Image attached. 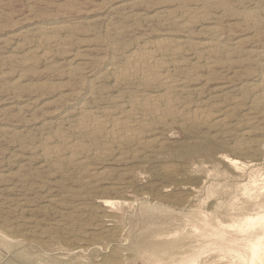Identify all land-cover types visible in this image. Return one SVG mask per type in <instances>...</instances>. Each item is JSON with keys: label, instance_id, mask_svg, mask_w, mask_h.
<instances>
[{"label": "rangeland", "instance_id": "obj_1", "mask_svg": "<svg viewBox=\"0 0 264 264\" xmlns=\"http://www.w3.org/2000/svg\"><path fill=\"white\" fill-rule=\"evenodd\" d=\"M212 1L229 6L224 10ZM256 4L263 5L264 0H0V128L5 129L0 131V264H189L186 260L196 252V264H229L234 259L233 253L211 245L195 251L199 242L194 232L205 215L229 223L233 217L255 211V199L245 192L244 184L250 176H264V113L253 122L244 116L246 102L251 99L246 90L256 79L254 71L247 75L246 65L233 60L253 48L247 41L253 31L230 9ZM186 12H200L214 19L192 25L185 33L183 22L173 17ZM236 27L239 34L233 30ZM39 29L57 36L61 45L44 53L37 42ZM220 32L222 38L218 37ZM166 35H183L191 42H217L233 50L229 56L223 53L214 58L217 68L208 67L205 58L193 55L194 50L186 55L192 82L199 88L190 98L226 115L228 122L215 127L171 123L169 130H160L161 140L156 145L136 149L134 157L133 151L126 149L125 154L116 152L112 161L91 159L93 172H107L99 181L89 180L86 173L50 168L36 147L60 126L56 113L65 107V95L75 90L88 92L91 84L95 93L84 95L85 100L89 106L103 107L114 103L110 96L137 94L145 87H116L108 67L123 64L122 53L128 49ZM13 55L18 58L8 57ZM86 60L95 75L86 72ZM240 141L246 143L244 151L232 147ZM122 156L125 160L119 158ZM231 158L245 167L235 169ZM262 198L264 194L259 201Z\"/></svg>", "mask_w": 264, "mask_h": 264}, {"label": "bare ground", "instance_id": "obj_2", "mask_svg": "<svg viewBox=\"0 0 264 264\" xmlns=\"http://www.w3.org/2000/svg\"><path fill=\"white\" fill-rule=\"evenodd\" d=\"M203 1H204V3L205 2L207 3V0H203ZM260 3H263V2H260ZM212 4H218V2L212 1ZM250 4L252 5V3H250ZM218 5L221 6L222 9L229 6V5L224 6L223 4H220V1H219ZM206 10H208V9H206ZM217 10H219V9H217ZM230 10L233 11V13L239 15V18L242 21V23L246 27H248L249 29H251L253 31L252 35L247 40L248 43L252 44L253 48L250 49L249 51L247 50L246 52L243 50L244 54H241V56L238 60H233V62L238 61L239 63H244L246 65L245 70L247 72L248 71L249 72L254 71V74H252V76H254V78L256 79V82H254V83L250 82L251 84L248 86V89L246 90L247 92H249L251 99L248 102H246V105H245L246 107H245V112H244V116L248 120V122H253V121H256L257 118L261 117L260 113H264V4L263 5L256 4V5H253L250 7L245 6V7H240L239 9H230ZM230 10H228V11H230ZM225 14H227V13L225 12ZM172 15L174 16V14H172ZM213 15H215V14H213ZM219 17H221V16H219ZM148 18H149V16H148ZM173 18H175L174 19L175 21L183 22L181 27L184 28L183 31L185 33L187 31H189V28L192 27V25L202 24V23H205L206 21H208L210 19L212 21L214 19V17L204 16L200 12H186L181 17L175 16ZM224 19H226V17ZM236 20H238V19H236ZM223 23L225 24V22H223ZM223 23H221V24H223ZM234 26H236V25H234ZM223 28H225V27H223ZM218 29H216V30H218ZM236 29H237V27L233 30L236 31ZM219 30L221 31V28ZM223 30H224V33H226L225 29H223ZM227 30H228V27H227ZM238 30H240V29H238ZM238 30L236 31L237 34H239ZM191 31H193V30H191ZM151 32L152 31H150L149 33H151ZM163 32H165V31H163ZM180 33H181V31H180ZM135 34H136V32H135ZM145 34H147V33H145ZM59 35L60 34H58V36ZM222 36L223 35L220 32L218 34V37L222 38ZM224 36H225V34H224ZM37 39H38L37 42H38L39 48L42 47V49H44V51H45L44 53L47 52L46 49H48V48L58 47L61 45V40L57 36H52V34H50L48 31H42L39 29ZM230 40H231V38H230ZM94 42H95V40H94ZM231 42H234V41H231ZM236 42L238 43L239 40ZM219 44H217V42H212V41H207V42H203V43L191 42L186 38V36H183V35L181 37L179 36L178 38H176L175 36H170V35L167 36L166 35L164 37H160L157 40H154V41L151 40V41L146 42L142 45L135 46V47H133V49L132 48L128 49L127 51L122 53L123 57L125 58V62L123 64L118 65V64L113 63L112 65H110L108 67V69L110 70V74L114 78V85L116 87L121 86V87L130 89V90H132L134 86H140V88L141 87H145V88H143V89L141 88L140 91L137 92V94L131 95L127 98H122L121 96H118L119 98H113L115 96H113V97L110 96L109 98L112 99V101L114 103L109 105V106H103V107L96 106V105L89 106V102L86 101L84 98V95H87V94L93 95L95 93V91H94L95 89L93 88L94 87L93 85L90 84L88 86V89L86 88L88 92H86V91L82 92L79 90H78V92H76V90L75 91L73 90L75 92L74 93L73 91H71L74 94L68 93L65 95V97H64L65 98V100H64L65 107L63 108L61 106L63 108V110L61 109V110H59V112L56 113V114H59V117H60V121L58 122L60 126L58 127V129L54 130L52 134H49L47 132L49 135H47L43 138V140L36 147L37 150H39L41 152V154L44 158V161L48 164V166H50V168L52 167V168H54V170L62 171V172L66 171V170H71L72 172L74 171V172L86 173L87 178L89 180L99 181V180L105 178L104 176L107 174V172H105L103 170L98 171V172H93L91 167H90L91 159L97 160L99 163H105L106 161L114 160V157L116 156V152H118V154H125L126 149L132 150L133 151L132 157H134V156H136V152H135L136 149L139 148L141 150H145L147 148H150V147H153L154 145H156L161 140V137L159 136L160 135L159 133H161L160 130H162V129L163 130H167V129L169 130V126L171 125V123H176V124L178 123V124H181L183 126L189 125V124H194V125H197L200 127L201 126L215 127V126H221L223 124H226L228 122L226 115H222L219 112L214 113V111L212 110V108L210 106H208L206 104L204 105V104L199 103V102L194 103L195 101H193V99L190 98V95L196 93L199 90V88L197 87V83L193 84L192 81L194 78L192 76H190V74H189L192 70L189 71L188 66L186 64V61L189 59V58L188 59L186 58V55H189L188 54L189 51L194 50L193 55L199 54L202 58L206 59V64L208 67H214L216 65V61L214 60V58L217 57V55L226 53L229 56L233 52L232 49H230V48L224 49L223 47H220ZM241 44H243V43H241ZM100 47H98V48H100ZM96 48L97 47H95V50H97ZM111 48H114V50H120L121 49V48L118 49L115 46H112ZM240 48L242 49L241 46H240ZM60 49H61V47H60ZM65 49H66V47H65ZM195 49H198V50L200 49L201 51H198V50L196 51ZM66 51H67V49H66ZM91 51H92V47H91ZM121 51H123V50H121ZM36 53H38V52H36ZM44 53L42 56H44ZM66 53H68V52H66ZM47 54H49V53H47ZM70 54H72V53H70ZM38 55L39 54H37V56ZM17 56L13 55V56H8V57L13 58V60H14V59L18 58ZM34 56H35V54H34ZM45 56H46V54H45ZM107 56H108V54H107ZM49 57H51L50 54H49ZM97 57H98V55H97ZM102 58H103V56H102ZM28 62H30V61H27V63ZM24 63H26V62H24ZM24 63H21V64H24ZM67 63H68V61H67ZM59 64H61V63H59ZM83 64L85 65L84 68L86 67L85 69H88L89 67L87 65L90 64V62L88 63V60H86L83 62ZM26 65H28V64H26ZM30 65H31V62H30ZM94 65H96V64H94ZM215 67L217 68V66H215ZM230 67H231V65H230ZM64 68H66V67H64ZM64 68H62V69H64ZM67 68H68V66H67ZM222 68H224V67H222ZM222 68H220V69L222 70ZM23 71H25V70H23ZM198 71L200 72V70H198ZM86 72L91 74L92 71H90L88 69ZM193 72H195L194 73L195 75H199L197 73V71H193ZM202 72H204V71H202ZM249 72L247 75L250 76ZM240 73H242V72H240ZM9 74L13 75L12 73H9ZM207 74H208V72H207ZM244 74L246 75V73H244ZM24 75H26V74H24ZM202 75H204V74H202ZM224 75L225 74H223L222 76H224ZM238 75H240V74L238 73ZM242 75H240V76H242ZM199 77L202 78V80H203V77L201 75H199ZM191 78H193V79H191ZM236 78H238V77H236ZM249 78H253V77H249ZM82 79H83V77H82ZM195 79H199V78H195ZM217 79H219V78H217ZM218 81H220V80H218ZM233 81H235V79ZM239 81H238V83H239ZM75 82H77V81H75ZM227 82H230V81H227ZM227 82H225V83H227ZM219 85H221V84H219ZM147 86L151 87V88H148ZM78 89H81V87ZM7 90H9V88ZM146 90H148V91H146ZM40 93H42V92H40ZM14 95L16 96L17 94H14ZM22 95H24V93ZM19 97H20V93H19ZM64 98H62V100ZM39 99H41V96ZM39 99L37 101H39ZM30 101L32 102V100H30ZM34 101H35V99H34ZM237 102H238V100H237ZM34 103H37V102H34ZM60 104H62V103H60ZM218 105H220V104H218ZM27 107H29V106H27ZM34 109H35V107H34ZM235 112H237V111H235ZM25 122H26V120H25ZM2 130H5V129L0 128L1 132H2ZM209 130H211V129H209ZM7 132H8V129H7ZM244 133H247V132L245 131ZM249 143H251V141ZM245 144L246 143H243L240 141V142H236L232 147L237 151H244V149L247 147ZM167 146H169V145H167ZM21 152H23V151H21ZM23 155H24V153H23ZM37 158H38V156H37ZM119 158H123L125 160L126 156H122ZM15 159H17V158H15ZM32 159H30L29 162ZM27 161H28V159H27ZM226 161H228V160H226ZM230 163H232L236 167L235 169L238 168L241 170L245 167V165L242 164L241 161L239 162L236 159L231 158ZM173 167H174V165H173ZM188 167L190 168V165ZM247 167L248 166H246V168ZM176 168H178V167H175V169ZM260 168H261V166H260ZM175 169H173V170H175ZM185 169H186V167H185ZM109 170L110 169H108V171ZM162 170H163V168H162ZM244 171H245V169H244ZM110 172H109V174H110ZM26 174H28V172ZM50 176H53V175H50ZM205 176H207V175H205ZM257 176H260V178ZM24 177L25 176H23V177L21 176V178H24ZM8 179H10V178H8ZM11 179H13V178H11ZM213 179H215V178H213ZM32 181L35 182L34 180H32ZM91 181H89V182H91ZM27 182H28V179H27ZM21 183H23V181ZM34 184H33V186H34ZM41 185H43V184H41ZM244 186H245V192L250 197L255 199V203H254V207H255L254 210L255 211L250 212V213H246L243 216L233 217V219L229 223H226V221H224L222 219H218V217L215 219H208L207 216L205 215L201 219L200 224L195 226V232L194 233H195L196 241L199 242V245L197 246L198 248L195 247V251H197L198 249H201V247L204 248V247H207L208 245H211V246H213L214 249L227 250L228 252L233 253L235 255L234 259H232L229 262V264H264V198L260 199V201H259V197L262 194H264V176L258 175V174L250 176L248 183L244 184ZM125 188H123V189H125ZM50 189H51V186H50ZM89 189H91V187ZM111 189H113V188H111ZM9 191H10V189H9ZM13 191H14V189H13ZM47 191H48V189H47ZM68 192H70V191H68ZM47 195H48V193H47ZM72 195H75V194H72ZM103 200H101V201H103ZM52 202H53V200H52ZM88 203H86L85 205H87ZM97 207H98V205H97ZM94 218H97V217L95 216ZM99 219H100V217H99ZM89 221H90V219H89ZM93 221H95V219ZM99 222H103V221H99ZM82 223H84V222H82ZM90 224H89V227H90ZM93 225H95V224H93ZM31 226H33V225H30V229H31ZM38 227H40V226H38ZM44 229H45V227H44ZM81 229H80V231H81ZM84 230H85V228H84ZM121 230L124 233V230L123 229H121ZM41 232L42 231H40V233ZM96 233H98V232H96ZM100 233H102V232H100ZM47 234H48V232H47ZM127 239H126V241H127ZM45 243H47V242H45ZM125 243L126 242H124V244ZM46 246H48V245H46ZM50 246L51 245H49V247ZM96 246H100V245H96ZM93 247H95V246H93ZM102 249H103V247H102ZM74 252H76V251H74ZM198 257H199V253L196 252V253L190 255L189 258L186 260V262L189 264H196V262L198 261ZM104 264H106V262Z\"/></svg>", "mask_w": 264, "mask_h": 264}]
</instances>
